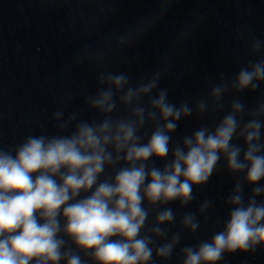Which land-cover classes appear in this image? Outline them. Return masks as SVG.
<instances>
[{"label":"clouds","instance_id":"obj_1","mask_svg":"<svg viewBox=\"0 0 264 264\" xmlns=\"http://www.w3.org/2000/svg\"><path fill=\"white\" fill-rule=\"evenodd\" d=\"M260 48L256 41L251 51ZM160 75L132 86L124 73L100 72L102 87L86 100L103 117L100 122L80 120L68 135L29 136L15 154L0 148V264H153L154 254L167 260L180 243V233L158 247L154 237L167 238L161 226L173 224L175 215L171 208L156 211L154 224L147 227L149 209L175 201L181 207L189 204L193 188L209 181L221 156L230 173H245L226 200L232 206L229 219L210 241L181 248V264H218L225 253L264 246V200L256 199L264 196V187L258 186L264 180V103L248 113L250 119L241 127L244 105L234 100L214 129L202 126L185 136L182 145L170 144L177 122L191 116L193 108L170 103L166 89L150 96ZM261 81L264 60L250 62L235 79L212 87L195 111L202 116L210 108L222 109L227 92L256 91ZM117 93H122L119 103L126 114L114 118ZM144 97H149L147 106ZM62 115L57 111L54 118L64 132L76 114L60 122ZM146 123L153 130L145 143L147 133L141 134V129ZM234 137L246 146L242 159ZM153 157L166 161L162 169L149 164ZM121 162L125 166L119 167ZM106 169L111 172L101 180ZM243 182L254 186L247 203ZM210 203L201 204L199 212ZM181 226L194 234L200 225L189 213Z\"/></svg>","mask_w":264,"mask_h":264}]
</instances>
